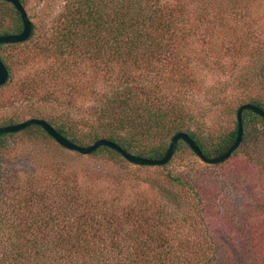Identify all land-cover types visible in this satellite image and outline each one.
Returning <instances> with one entry per match:
<instances>
[{
  "label": "trees",
  "instance_id": "trees-1",
  "mask_svg": "<svg viewBox=\"0 0 264 264\" xmlns=\"http://www.w3.org/2000/svg\"><path fill=\"white\" fill-rule=\"evenodd\" d=\"M19 1L24 8L25 0ZM253 1L64 0L49 32L37 36L30 21L26 39L37 36L33 43L43 56L72 52L95 66L111 68L115 83L93 96L86 108L88 118L76 119L65 113L58 121L43 119L79 146L104 138L130 154L158 159L167 148L164 141L182 131L204 156L222 153L234 140L236 120L232 129L215 142L205 135L207 119L227 114V105L225 97L217 94L222 106L212 107L216 102H210L211 106L200 107L197 112L198 107L192 104L195 92L190 87L193 81L187 61L194 52L193 40L199 39L207 43L216 62L224 50L214 45L211 28L216 26L220 40L227 41L221 12L227 7L247 8ZM0 7H9L15 14V26L0 31V35L19 33L22 23L18 12L3 0ZM201 24L208 34L196 38ZM234 52L249 63L245 80L254 94L244 103L264 111L260 50L244 46ZM0 61L9 79L10 69L1 56ZM47 80L56 85L59 97L70 93L77 96L74 84L61 75L51 74ZM36 89L35 85L33 95L43 100L52 95L38 94ZM30 90L32 85H26L19 92L28 94ZM13 123L16 120L9 117L0 121V126ZM241 126L240 142L228 158L238 147L264 135V119L249 110L241 112ZM83 127L87 129L81 130ZM25 130H31L28 136L54 160L50 167L40 170L32 164L13 167L11 158L1 152L12 145V132L0 134V264H264L262 194L255 204H248L240 212L230 211L224 201L209 202L205 198L211 191L209 185L196 186L169 173L163 183L155 178L120 175L109 184L99 183L96 175L94 180L79 183L78 169L60 165L58 159L64 153L58 148L63 147L38 125L19 131ZM137 134L160 143L139 148L132 138ZM50 140L59 147L51 146ZM180 143L189 148L178 140L174 151ZM103 150L112 163L122 159L105 146L93 151L98 154ZM260 152L253 151L235 161L236 172L247 179L241 190L244 194H240L243 197L251 195L252 188L263 186ZM143 184L145 189L139 191Z\"/></svg>",
  "mask_w": 264,
  "mask_h": 264
},
{
  "label": "rangeland",
  "instance_id": "rangeland-1",
  "mask_svg": "<svg viewBox=\"0 0 264 264\" xmlns=\"http://www.w3.org/2000/svg\"><path fill=\"white\" fill-rule=\"evenodd\" d=\"M63 2L64 0H25L24 10L29 21L34 24L37 36L42 37L49 32L52 18L61 10ZM221 14L225 26L223 34H226L227 41L220 40L216 26L211 29L214 32L213 42L216 43L214 45L222 46L224 53L214 62L215 58L211 54L212 51L207 49V43L194 39L191 44L194 52L187 61L189 76L193 81L190 87L192 92H195L192 104L198 107L197 112L200 107L205 109L214 102L216 104L212 107L222 106L217 94L225 97L224 101L227 105L225 110L228 113L218 119L210 117L205 124V135H208L212 142L232 129L237 106L254 94L245 80L246 75L249 74V63L246 57L237 58L234 50H243L244 46L247 50L256 48L261 52L259 60L264 62V0H254L247 8L227 7ZM14 26V12L9 7H0V31L11 30ZM205 34L207 35L208 31H205L201 24L194 37L198 38L201 35L205 38ZM37 36L20 43L0 45V56L11 73L7 82L0 85V121L9 117L14 118L16 122L30 117L53 118L58 121L62 115H66L65 113L76 119L88 118L89 113L86 108L92 104L93 96H99L115 83V72L112 73L111 68L108 67L95 66L93 61L81 58L72 52L61 56H43L38 53L33 43ZM54 73L61 75L65 81L73 83L78 91L77 96L70 93L69 96L59 97L55 89L56 85L47 80ZM153 74L154 71L149 72V76ZM26 85H32V90L36 85V90L39 89L38 94L52 93V95H48V99L43 100L33 95L34 90H30L28 94L24 93L25 91L19 92L20 88ZM86 129L83 127L81 130ZM30 131L12 132L10 136L12 145L1 152L11 158L12 166L16 168H25L30 164L38 170L50 167L54 159L41 145L32 141L28 136ZM132 138L133 142L143 149L160 143L158 139L147 138L145 135L137 134ZM164 142L168 144L169 140ZM49 143L54 148L59 147L53 140ZM178 146L168 162L161 166L134 165L123 158L115 164L108 159L104 150L98 154H94V151L80 154L58 148L64 153L58 160L61 162L60 165L63 163L78 169L79 183L94 180L95 175L99 177L95 179L104 184H109L118 175L123 178L133 176L143 179L155 178L160 183H163L166 173L180 176L196 186L209 185L211 191L205 194V198L214 203L226 202L230 211L242 212L248 204H255L260 194L264 198V183L258 189L252 188L251 195L244 197L240 195L243 193L241 190H244L243 185L247 179L243 174L236 172L238 166L235 163L253 151H261L262 158H256L264 161V135L251 139L250 144L238 147L235 154L218 164H206L183 144L180 143ZM144 186V184L140 185L139 191ZM233 205L237 207L234 208ZM261 216H264V212Z\"/></svg>",
  "mask_w": 264,
  "mask_h": 264
},
{
  "label": "water",
  "instance_id": "water-1",
  "mask_svg": "<svg viewBox=\"0 0 264 264\" xmlns=\"http://www.w3.org/2000/svg\"><path fill=\"white\" fill-rule=\"evenodd\" d=\"M3 1L9 2L18 12L19 17L21 19V23H22V28L20 32L17 34L0 35V44L22 42L28 37L30 33V21L27 17V14L19 0H3ZM6 79H7V70L5 66L3 65V63L0 61V85H2L6 81ZM243 110H249L252 113L257 114L258 116L264 119V111L262 109L252 104H249V103L240 104L237 107L236 112H235L236 132H235V137H234L233 142L230 144V146L226 150H224L222 153L216 156H213V157L204 156L199 150V148L196 146V144L189 138V136L185 132H182V131L176 132L170 137L169 143L167 145V148L163 156L158 159L145 158V157H140V156L130 154L126 152L125 150H123L117 144L107 139H104V138L95 140L93 143L87 146H79L69 141L68 139L60 135L58 132H56L52 128V126H50L44 119L37 118V117H30V118L24 119L22 121H19L13 124L0 126V134L7 133V132H15L28 125L35 124V125L40 126L59 146L63 147L66 150L78 152L80 154H88L92 152L93 150H95L98 146H105L119 153L120 156L124 160H126L127 162L131 164L148 165V166H160V165L165 164L170 159L174 151L176 142L178 140H182L202 162L206 164H216L228 158L230 153L233 152L238 146L240 139H241V132H242L241 112Z\"/></svg>",
  "mask_w": 264,
  "mask_h": 264
}]
</instances>
